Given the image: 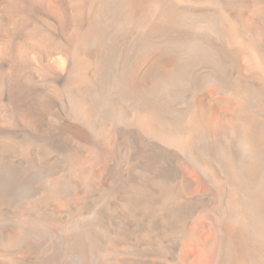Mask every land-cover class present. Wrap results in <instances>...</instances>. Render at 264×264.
Masks as SVG:
<instances>
[{"label":"bare ground","instance_id":"obj_1","mask_svg":"<svg viewBox=\"0 0 264 264\" xmlns=\"http://www.w3.org/2000/svg\"><path fill=\"white\" fill-rule=\"evenodd\" d=\"M200 219L264 264V0H0V264H191Z\"/></svg>","mask_w":264,"mask_h":264},{"label":"rangeland","instance_id":"obj_2","mask_svg":"<svg viewBox=\"0 0 264 264\" xmlns=\"http://www.w3.org/2000/svg\"><path fill=\"white\" fill-rule=\"evenodd\" d=\"M198 239L201 247L188 246L185 251L186 255L191 259V264H198L197 261L203 257L205 258V256L208 257L209 255L207 254L213 253L215 249L217 235L211 223L202 219L198 220Z\"/></svg>","mask_w":264,"mask_h":264}]
</instances>
